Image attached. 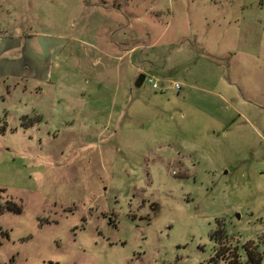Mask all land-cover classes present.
<instances>
[{
	"label": "rangeland",
	"instance_id": "1",
	"mask_svg": "<svg viewBox=\"0 0 264 264\" xmlns=\"http://www.w3.org/2000/svg\"><path fill=\"white\" fill-rule=\"evenodd\" d=\"M0 190L1 263L264 264V0H0Z\"/></svg>",
	"mask_w": 264,
	"mask_h": 264
},
{
	"label": "trees",
	"instance_id": "2",
	"mask_svg": "<svg viewBox=\"0 0 264 264\" xmlns=\"http://www.w3.org/2000/svg\"><path fill=\"white\" fill-rule=\"evenodd\" d=\"M3 192V190H0ZM22 206L17 204L12 199H6L3 203H0V214L4 212V210H11L14 212H20ZM213 238L218 239V245L215 247V256H213L210 260L203 264H219L220 261H226L227 264H240V255L238 254L237 248L232 247L228 242L224 240L226 239V234L222 232H215L212 234ZM250 246V245H247ZM251 247V246H250ZM250 247L247 248V264H257L258 262V255L256 252L251 249ZM0 264H14V263H1Z\"/></svg>",
	"mask_w": 264,
	"mask_h": 264
},
{
	"label": "crops",
	"instance_id": "3",
	"mask_svg": "<svg viewBox=\"0 0 264 264\" xmlns=\"http://www.w3.org/2000/svg\"><path fill=\"white\" fill-rule=\"evenodd\" d=\"M16 75H14L15 77H20V78H23V74H27L28 76H32V72H33V69H17V70H14ZM31 78V77H30ZM24 90H27V86L25 85L24 86Z\"/></svg>",
	"mask_w": 264,
	"mask_h": 264
},
{
	"label": "water",
	"instance_id": "4",
	"mask_svg": "<svg viewBox=\"0 0 264 264\" xmlns=\"http://www.w3.org/2000/svg\"><path fill=\"white\" fill-rule=\"evenodd\" d=\"M145 79H146V76H145L144 74H140V75L138 76V78L136 79L135 84H136L137 86H141V85L143 84V82H144Z\"/></svg>",
	"mask_w": 264,
	"mask_h": 264
},
{
	"label": "built area",
	"instance_id": "5",
	"mask_svg": "<svg viewBox=\"0 0 264 264\" xmlns=\"http://www.w3.org/2000/svg\"><path fill=\"white\" fill-rule=\"evenodd\" d=\"M149 83L152 84L154 89H158V85L153 81V79H149Z\"/></svg>",
	"mask_w": 264,
	"mask_h": 264
}]
</instances>
